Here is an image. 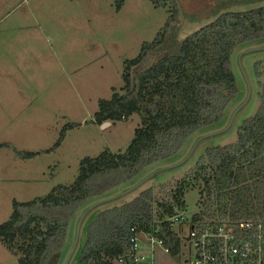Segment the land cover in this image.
Masks as SVG:
<instances>
[{"label":"trees","instance_id":"1","mask_svg":"<svg viewBox=\"0 0 264 264\" xmlns=\"http://www.w3.org/2000/svg\"><path fill=\"white\" fill-rule=\"evenodd\" d=\"M124 1L118 0V6ZM151 1L157 7L169 2L174 7L156 38L125 65L123 94L100 100L95 114L99 125L139 116L134 139L123 153L106 150L97 158L84 159L71 186H57L29 202H13L10 219L0 226V241L18 257V264H60L71 224L84 205L125 186L147 168L176 159L194 134L218 126L238 100L240 87L232 57L238 49L264 40V7L223 14L180 39L181 10L176 1ZM254 73L260 105L238 127L237 141L208 148L167 198L157 197L155 189L149 188L130 202L98 212L87 228L77 264H116L120 259L136 264L130 254L132 229L161 240L179 262L182 240L170 221L183 212L185 195L194 189L201 193V200L192 224L264 221L262 61L255 64ZM77 126L68 124L65 129ZM65 129L48 153L62 144ZM37 155L17 151L23 160Z\"/></svg>","mask_w":264,"mask_h":264},{"label":"rangeland","instance_id":"2","mask_svg":"<svg viewBox=\"0 0 264 264\" xmlns=\"http://www.w3.org/2000/svg\"><path fill=\"white\" fill-rule=\"evenodd\" d=\"M117 1L15 0L16 4L7 12L9 15L5 14L0 21V34L3 35L0 48L16 47L30 52L20 56L24 69L7 66L0 71V79L11 80L27 73L31 78L35 76L29 81L34 86L28 88V95L42 98L40 102L33 100L32 133L23 137H0L11 143L12 149L4 153L14 155L16 149V156L17 150L38 154L32 159L18 160L21 164L17 171L14 164L7 171L8 175L17 177L25 173L24 178L30 180L14 183L9 196L15 195L17 202L44 197L57 186H71L79 176L80 163L84 159L97 158L106 150L113 154L125 152L140 127L137 115L128 121L106 122L109 125L103 127L105 123L99 125L95 114L100 100H110L116 93L123 94L125 65L139 56L144 44L156 38L168 20V10L174 5L169 2L157 7L151 0H125L118 6ZM175 1L181 10L180 39L195 34L223 14L264 7V0ZM16 25L21 29L15 31ZM259 61L264 65V40L234 53L233 69L240 93L218 126L194 134L173 161L147 168L125 186L91 199L79 210L71 224L60 264H77L86 243L87 228L98 212L130 202L149 188L155 189L157 197L167 198L173 185L195 169L197 160L208 148L237 141L238 127L253 117L260 105V90L254 73ZM12 95L17 96L16 93ZM68 124L78 126L66 130ZM64 129L62 144L48 153ZM200 200L198 190L186 193L182 210L184 220L174 227L182 236H186L193 216L199 213ZM7 203L3 200L0 208V226L10 219L13 211L12 205L7 207ZM146 243L143 238V249ZM149 250L145 256L151 264H176L162 249H155L154 253ZM0 264H18V257L1 241Z\"/></svg>","mask_w":264,"mask_h":264},{"label":"built area","instance_id":"3","mask_svg":"<svg viewBox=\"0 0 264 264\" xmlns=\"http://www.w3.org/2000/svg\"><path fill=\"white\" fill-rule=\"evenodd\" d=\"M182 213L171 219V225L183 222ZM182 240L181 259L177 264H264V221H213L206 225L192 222ZM146 249L141 247L142 239ZM130 254L136 264H151L146 251L155 249L169 255L161 240L131 230ZM153 255V254H152ZM170 256V255H169ZM116 264H126L120 259Z\"/></svg>","mask_w":264,"mask_h":264},{"label":"crops","instance_id":"4","mask_svg":"<svg viewBox=\"0 0 264 264\" xmlns=\"http://www.w3.org/2000/svg\"><path fill=\"white\" fill-rule=\"evenodd\" d=\"M16 4L15 0H0V21L4 20L5 14L12 9V7ZM9 15V14H8ZM8 18V16H6ZM5 17V18H6ZM15 24L14 22L12 23ZM14 30L21 29L18 25L13 27ZM23 28V27H22ZM1 32V31H0ZM2 36V37H1ZM3 38V35L0 34V39ZM32 52V51H31ZM24 54H30L29 51L18 49L16 47L11 48H0V71L5 67L9 66L10 69H24L25 66L22 65V58L20 56ZM18 72L15 73V77ZM27 73V71H26ZM35 78V76H33ZM28 73L26 76L22 75L20 77L12 78L11 80H1L0 79V137H5L8 135L15 136H27L32 133L33 127V104L36 100L38 102L42 101L40 96H29L28 88L34 86L33 83L29 81H33ZM15 79V80H14ZM39 86V85H38ZM42 86V85H41ZM40 87V86H39ZM16 93L17 96L12 94ZM29 132V133H28ZM0 138V139H1ZM3 142V143H2ZM4 141V138L1 139L0 145H3L0 148V170L2 174L0 175V208L3 206V200H7L8 205H12L13 202H17V198L15 195L12 197L9 194L13 190L14 183L23 184L26 181L25 173L24 176H10L7 174V171L11 167L12 164L15 165L14 169L20 167L18 160V156L15 154V150L13 151L14 155H10V153H4L6 150L12 149L11 143ZM18 152H27L25 150H17ZM17 167V168H16ZM24 167V166H23ZM33 181V179H31ZM175 261V260H174ZM176 262V261H175ZM177 264V263H176Z\"/></svg>","mask_w":264,"mask_h":264},{"label":"water","instance_id":"5","mask_svg":"<svg viewBox=\"0 0 264 264\" xmlns=\"http://www.w3.org/2000/svg\"><path fill=\"white\" fill-rule=\"evenodd\" d=\"M109 125V123H105L104 125H103V127H105V126H108ZM80 226V225H79Z\"/></svg>","mask_w":264,"mask_h":264}]
</instances>
